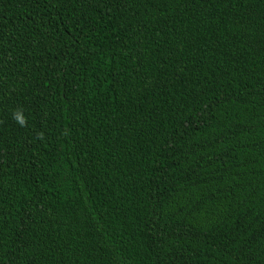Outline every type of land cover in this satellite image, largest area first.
Listing matches in <instances>:
<instances>
[{
	"label": "trees",
	"instance_id": "1",
	"mask_svg": "<svg viewBox=\"0 0 264 264\" xmlns=\"http://www.w3.org/2000/svg\"><path fill=\"white\" fill-rule=\"evenodd\" d=\"M0 264H264V0H0Z\"/></svg>",
	"mask_w": 264,
	"mask_h": 264
},
{
	"label": "clouds",
	"instance_id": "2",
	"mask_svg": "<svg viewBox=\"0 0 264 264\" xmlns=\"http://www.w3.org/2000/svg\"><path fill=\"white\" fill-rule=\"evenodd\" d=\"M13 120H15L20 126L25 127L27 126V119L23 114L21 109H16L13 112L12 116Z\"/></svg>",
	"mask_w": 264,
	"mask_h": 264
}]
</instances>
